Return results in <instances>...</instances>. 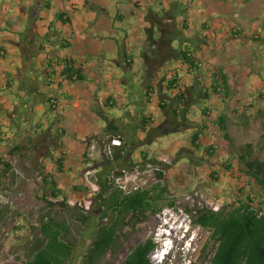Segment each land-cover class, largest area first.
Wrapping results in <instances>:
<instances>
[{"label":"crops","instance_id":"obj_1","mask_svg":"<svg viewBox=\"0 0 264 264\" xmlns=\"http://www.w3.org/2000/svg\"><path fill=\"white\" fill-rule=\"evenodd\" d=\"M23 1L30 2V0H21L15 7H11L13 12H20L24 21L31 25L27 34H20L19 39H15L3 37L0 33V108L6 111L4 115H1V124L4 127L6 116H10L8 127L6 125L3 128L6 135L8 131L7 137L11 134H21V132H46L48 137L60 140L64 144L61 151H65L68 155L64 164V173L59 172L57 164L51 163L45 166L47 173L60 174L59 176L51 174L49 179L61 189L63 184L58 185L61 180L57 179L60 176L64 177L67 171H70L69 167L72 168L71 165L76 164L77 156L84 155L86 151L84 141L92 140L89 156L95 161L98 159L94 152L96 144L103 143L109 138L108 136L113 135L108 131V121H115L114 128L121 130L120 137L131 148L130 141L134 140V135L137 138L140 133H147L169 118L162 113L156 117L155 108L170 105L176 94L178 95L182 90L190 92L187 89L193 88L192 85H196L195 80L202 78V75H196L192 67L183 60L167 62L166 67H160L155 61V64L153 63L150 67L145 65L143 69L144 84L140 87L134 86L136 82L132 76L136 64L133 54L129 51V44L135 41L134 38H139L138 40L143 44L141 51L143 57L150 44L146 33L147 28H157V32L154 30L155 42L162 37V34L158 33L159 28L164 31L169 29V25L162 21L158 14L159 9L168 11L161 0H37L35 3L32 1V4L28 6L22 5ZM188 3L190 5L186 23L184 24V18L181 15L178 19V28L183 32V39L186 40V33L192 32L195 25L197 30L209 32V35L199 39L198 52H193L189 48L186 50H189L190 55L197 59L198 64L203 68L204 79H210L217 69L222 68L230 84L229 97L218 93L209 103H206L202 96H194V105L190 111L186 112L188 116H192L191 110L194 106H198L200 112L198 116L195 115L194 128L188 135L192 146L194 147V136L199 132V139L195 142L197 146L200 147L215 135V141L225 143L224 149L230 152V147L220 129L219 118L224 116L228 133L236 147L250 143L249 139H243L248 137L251 131L258 132L256 140L263 141L264 131L260 129L264 124V117L258 118V114L264 116V76L262 80H256V82L252 80L261 74L264 66V51L261 58L255 57L256 47L259 44L264 45V14L259 17L254 13V6L257 3H264V0L254 2L251 0H190L185 4ZM55 6L58 9H55ZM240 8L249 18L248 21H243L244 27L239 22L242 29H239L236 24L233 25L231 18L224 17V14L231 17ZM13 12H10L11 15ZM54 12L53 19L51 13ZM212 12H217V15L221 14V16L218 15L217 21H205L204 18ZM60 14H65L64 19L69 20L70 25H65L58 19ZM12 16L13 19L19 20L17 16ZM128 18L135 20V24L130 28L125 26ZM139 18L142 20L139 21ZM224 21L229 27L227 33L223 31ZM21 25L11 30L16 31ZM35 29L48 31V35L55 40V43L60 40L57 35L63 34L70 45L64 49L62 45L65 39H63L61 48L64 51L55 53L53 45L46 42L41 37L43 35L37 34ZM41 34H43L42 31ZM1 40L4 41L1 42ZM138 40L136 41L139 42ZM139 53L140 51L136 50L134 54L138 56ZM152 57L154 60L157 59V56L152 55ZM62 58L76 62L83 70L86 80L73 85L60 78L62 67L57 68L56 64ZM35 64L39 69L35 68ZM251 67L254 69L250 70ZM39 72H42L43 80L36 81L34 78ZM5 74L20 79L18 81L13 78L6 79ZM173 77L179 80L170 89L169 83ZM103 78L107 87L93 86L96 80H103ZM8 86L11 88L8 89ZM130 89H133L134 94L129 92ZM19 95L23 100L19 106L14 107L12 102ZM67 95L72 96V99L67 100ZM51 97H57L60 100L59 108H65V111L59 109V112L62 111L60 115L64 117L63 123L57 124L55 121L57 115L49 112L47 102ZM207 106L212 108V113L205 117L203 114ZM130 107H133L134 111H130ZM113 110H117L118 113H112ZM48 118L52 122L49 123ZM59 128L66 130V134L60 136V139L58 138ZM144 128L146 132L143 131ZM77 135L78 138H76ZM241 140L243 141L237 146V142ZM143 141L137 145V153L139 152L140 156L144 155V151L139 149ZM177 144H179L178 141L171 143L168 147H173L175 151ZM133 145L136 146L135 143ZM162 146L152 154H158L161 148L167 149L164 145ZM212 148L211 141L204 150L206 152ZM72 153L74 156H71ZM206 155L207 152L203 157ZM128 156L129 147L126 159ZM210 156L213 154L211 153ZM135 157V153H132L131 158L135 160ZM228 161L225 162V166L233 164ZM236 162L238 163L237 160ZM77 168L75 166L72 169ZM30 169L32 170L31 167L25 168L21 172H30ZM14 170L19 173L18 169ZM27 246L29 250L31 244L28 243ZM19 251L22 254L21 248Z\"/></svg>","mask_w":264,"mask_h":264},{"label":"rangeland","instance_id":"obj_2","mask_svg":"<svg viewBox=\"0 0 264 264\" xmlns=\"http://www.w3.org/2000/svg\"><path fill=\"white\" fill-rule=\"evenodd\" d=\"M20 1L21 0H0V33L3 37L19 39L20 34H27L29 31L31 25L24 21L20 12H13L14 10L11 7H15ZM32 1L35 3L37 0H30V2L23 1L22 5L26 4L28 6L30 3L32 4ZM189 1L190 0H161V3L170 13V18L172 20L170 21V24L172 25L174 36L169 42L177 54L187 48L193 52H198L200 47L199 39L206 38L209 35V32H201L199 29L197 30V26L195 25L192 32L186 33V40L183 39V32L178 28L180 12H177L176 8L174 9V6L177 3L185 4ZM254 1L255 0H251V2ZM55 9L58 8L55 6ZM241 9L242 8H240L236 14H232L231 17L228 16V14H224V17L231 18L233 25L236 24L239 29L244 27L243 21L249 20L247 15L243 14ZM263 10L264 3H257L256 6H254V13L255 15L258 14L259 17H262L264 14ZM10 12H13L12 15L17 16L19 20L22 19L20 21L13 19ZM158 14L160 16H167L168 13L159 9ZM208 15L209 16L204 18L205 21H217V17L221 16V14H218V16L217 12H212ZM51 17L54 19L55 12L51 13ZM138 20L140 21L142 19L139 18ZM127 21L128 22H126L125 25L127 28H130L135 24L134 19L128 18ZM20 22H22V25ZM239 22H241L242 27H240L241 25H239ZM170 24L169 26H171ZM194 24H197V22H194ZM17 25H21V27L16 31L11 30ZM27 26L29 27L27 28ZM223 26V31H226V33L229 32V30H227L229 27L226 26L225 21L223 22ZM155 30L157 32V28H155ZM41 31L43 34H41ZM35 32L40 34V36L43 35L41 37H43L46 42H50L53 45V48L56 50L55 53L62 50L64 51V49L61 48V45L66 36L63 34L57 35L60 40L55 43V40L51 39L50 35L47 33L48 31L45 29H35ZM138 39L139 38H134L135 41L129 44V51L133 54L136 64L132 76L136 82L134 85L136 87H140L144 84V77L142 74L146 65V61L141 55L143 44ZM3 41L4 40H1V42ZM136 50L140 51L138 56H136L137 54H134L136 53ZM262 51H264V45L259 44L255 50V57L261 58ZM249 61L251 62L250 59ZM162 67H166V64ZM35 68L39 69L38 65H36ZM253 69L254 68L251 67L250 70ZM5 75L7 76L6 79L13 78L16 79V81L20 79L19 77H14L10 74ZM263 76L264 66L261 69V74L255 76L252 81L256 82V80H262ZM104 78L103 80H96V82L93 83V86L102 85L107 87L108 85L104 82ZM198 79H200V77H198ZM34 80H43L42 72L35 75ZM232 81L234 83V80ZM194 83H196V87L192 85L194 90L192 95L198 97L201 93L205 92V89L202 90L198 80H195ZM99 90H101L100 87ZM129 92L133 93V89H130ZM22 100L23 99L20 95L13 100L12 103L14 107L19 106ZM173 100L174 102H172V104L176 106L178 104L177 94ZM132 108L133 107H130V111H134ZM210 110L212 111V108ZM169 111L162 110L158 107L154 109L156 117L161 113L167 115V117H170V122L176 123L174 126H178L177 122H182L183 120H186L189 125L183 126L184 129L180 128L177 132L174 130L170 134L156 138L153 142L154 144H141L139 149L144 151L143 156H140L139 152L137 153V145L140 144V141L149 139L151 136L150 132L140 133L137 138H135L134 135V140L130 141L131 148L129 145V156L126 159V162H124L125 167L117 166L119 168L116 170L124 173L125 176L121 179V183L130 191L135 190V188L151 187L157 181V171L166 173L164 184L169 187L171 197L177 200V207L175 209L166 208L161 214L140 225L138 227V232L134 235L131 234L132 238L130 240L128 239L125 245L119 250L118 258L120 261H123L124 258H126L130 252L131 246L143 242L148 237H154V239H156V234L163 233L167 227V223L170 224L169 227L176 223L179 227L178 229H180V227L181 229L174 242L175 251L168 264H205L203 262L204 259L201 255V251L209 238V234L201 228H194L191 221L197 218L198 214L205 209L214 208L217 210L221 205L229 204L233 198H236L235 194L238 192V187L243 186L244 180H246L245 175L241 172L243 167L236 162V153L231 149H229L231 153L226 151V149H224L225 143L218 140L215 141V135H213L212 139L203 143L200 146L201 148L199 147L198 149H195L192 146L191 138H189L188 135L191 134L190 130L194 128L196 122L195 115L198 116L200 113L198 106H194L193 110H191L193 111L194 116L184 114L183 117H186L184 119H175L174 116L171 115V109ZM112 113L117 114L118 112L117 110H113ZM40 116L42 117V115ZM263 117L264 116L260 115V113L258 114V118L263 119ZM47 121L49 123L52 122L49 118ZM7 123H10V116H6L4 127H6ZM49 123L47 125H49ZM260 130L264 131V124L261 126ZM257 136L258 132L251 131V134L243 140L249 139L250 143H253L255 146L258 157L264 160V144L262 145L264 140H256ZM78 137L79 136L77 135L76 138ZM7 139H11L12 142L3 145L0 144V159H2L3 162L12 164L13 170L9 174L0 172V205L4 207L8 206L11 212L7 216V220L0 226V264H16L21 262V254L19 253L20 248L22 254L28 251L27 245L19 246L21 245V235L26 236L27 241L35 239L38 235V228L33 229L31 226L36 227L42 215L47 211V204L42 200L44 192L43 177L50 178V175L53 173H50L49 171V173H47V171H45V166L51 163L55 164L53 158H58L62 151L61 148L58 147L57 140H53V137H48L46 132H21V134H11ZM243 140L237 142V146ZM177 141L179 143L177 144V150L174 151L173 147H168L171 146V143ZM211 141L213 142V149H216V151H211L213 156H210L208 154L209 150H207V155L203 157L206 153L204 150L205 146L210 144ZM104 142L96 144L97 147L94 150L98 158L96 161L90 156L89 159H85L84 155H80V157L77 156L75 159L76 164L71 166L72 168L75 166L78 168L74 170L69 167L70 171H67L66 175L63 174L65 175L64 177L60 176V178L57 179L58 181L61 180L58 185L63 184L62 190L64 191L65 196L69 198V202L72 203V208L64 214V217L68 219L72 226V236L78 244L77 254L82 253L85 247L89 244V238L92 231L90 227H83L82 224L77 221L75 217L81 212L80 210H74L73 208L76 203H81L83 199H86L87 203L90 205V207H87V210L95 218L100 206L96 199V192L100 190V186L102 187L103 184L101 183H103L105 177H114L113 170L108 167L105 161V158H107V152L105 149L106 140ZM84 143L86 144L87 151L88 146H91L92 144V140L84 141ZM134 143L136 146L133 145ZM162 145L167 149L163 150L161 148L158 151V154H152L156 149L163 147ZM15 146L21 148L20 153L15 156H8L9 152ZM132 153H135L136 155L134 158L135 160L131 158ZM71 156H74V154L72 153ZM144 156H147L148 159L145 160ZM227 160H229V163H233L231 165L233 170L226 169L225 162H227ZM30 167L32 168V170L30 169V172H21L25 168L28 169ZM14 169H18L19 173L15 172ZM0 170L4 172L7 171L3 163H0ZM53 175H56V173ZM59 175L60 174H57L56 176ZM215 175H217L216 179L213 178ZM75 188H80L83 192L79 193ZM87 188H90L91 194L86 197ZM261 200L264 202V199ZM57 210H60V208H57ZM187 210H191V213L188 214ZM21 216H25L26 219H28L29 223L26 225L27 231H20V233L14 235L13 228L19 225ZM187 230L188 232L186 233L185 231ZM208 252L209 249L206 253ZM154 254L156 255L157 253L154 252ZM154 254H152L151 260L156 264V258L158 257L154 258ZM77 256L79 257V255ZM110 261L115 262L112 257L108 256L104 258L100 264H105Z\"/></svg>","mask_w":264,"mask_h":264},{"label":"trees","instance_id":"obj_3","mask_svg":"<svg viewBox=\"0 0 264 264\" xmlns=\"http://www.w3.org/2000/svg\"><path fill=\"white\" fill-rule=\"evenodd\" d=\"M189 5L190 3H177L174 6V9L176 8L177 12L179 11L184 18V24L186 23ZM167 13V16H159L162 21L169 25L172 20L169 11ZM64 18L65 14L58 16V19L65 25H70V21ZM168 28L165 31L159 28L158 33L162 34V37L157 42L154 40L155 29L153 27L147 28L146 33L150 44L143 56L146 65L150 67L156 61L162 67L167 62L183 60L192 67L196 75H202L198 82L202 90L205 89V92L201 93L200 96L206 103H209L218 93H223L225 97H229L230 84L225 71L219 68L210 79H204L203 68L198 64V60L190 55L189 50L185 49L177 54L170 45L169 40L174 36V33L172 26ZM69 45L70 42L65 39L62 47L65 49ZM152 55L157 56V59L154 60ZM56 66L57 68L62 67L59 77L73 85L86 80L83 70L72 59L62 58ZM178 80L177 77H173L169 83L170 89L178 83ZM47 83L49 84V82ZM206 83H209V86ZM9 88L11 86H8ZM188 90L190 91L191 88ZM192 90L190 92L182 90L177 95L178 104L176 106L171 103L168 106L161 105L160 108L166 111L171 109V115L175 119L186 118L183 117L184 114L187 115L186 112L190 111L194 105ZM66 98L71 100L72 96L67 95ZM59 103L60 100L57 97H51L47 102L49 112L57 115L55 119L57 124L64 121V117L60 115L62 111L59 112ZM61 110L65 111V108L62 107ZM5 112L4 109L0 108V144L2 145L12 142L11 139H7L6 132L3 131V124H1V115H4ZM210 113L212 111L207 106L203 115L206 117ZM169 118L162 125L147 131V133L150 132L151 136L142 144L153 143L156 138L170 134L174 130L177 132L183 126L189 125L186 120H181L182 122H177L178 126H174L176 123L170 122ZM219 122L224 140L230 149L236 153V159L238 164L243 167L241 172L245 175L246 180H244L243 186L238 187V192L235 194L236 198H233L229 204H223L217 210L214 208L205 209L191 221L194 228H201L209 234V238L201 251L203 262L205 264H264V202L261 200L264 199V160L258 157L253 143H246L238 147L234 145L233 139L228 133L225 116L219 118ZM114 125V120L108 121V131L112 132L113 135L108 136L106 145L111 144L112 139L119 138L122 146L113 147L112 155H107L105 158L108 167L113 170L114 177H105L101 183L103 184L102 187L100 186V190L96 192V199L100 205L98 214L94 218L88 212L87 207L90 205L86 199H83L81 203H76L73 208L81 212L75 217L77 221L83 227H90L92 231L89 244L82 253L77 254L78 244L72 236V226L64 217V214L72 208V203L69 202V198L65 196L61 188L55 186L51 179L44 176L42 200L47 204V211L42 215L36 227L31 226L33 229L38 228V235L35 239L27 241L26 236L21 235V246L29 243L31 248L21 254V262L16 264H100L108 256L112 257L115 262L110 261L105 264H154L151 255L158 248L154 237H148L143 242L131 246L130 252L123 261L118 258L119 250L128 239L132 238L131 234L134 235L138 232L140 225L161 214L166 208L175 209L177 200L171 197L169 187L164 184L166 173L160 171H157V181L151 187L139 188L130 192L123 189L118 180L125 175L116 169L125 167L124 162L129 144L122 140L123 138L120 137L121 130L114 128ZM143 131L146 132V128ZM65 134L64 128L58 129L59 139ZM199 135V132L195 134L193 142L197 149L199 146L195 142L199 139ZM57 142L58 147L63 149L64 144L60 140ZM90 147L89 145L84 154L85 159H89ZM20 150L19 146H15L8 156H15L20 153ZM211 150L215 151L213 148L209 151ZM67 157V153L63 151L58 158H53L60 173H64ZM144 159L147 160L148 157L144 156ZM0 163H3L7 169L6 172L0 170L1 173L9 174L13 170L12 164L3 162L2 159H0ZM226 167L228 170L232 169L231 165ZM216 176L213 178L216 179ZM75 190L79 193L83 192L80 188H75ZM90 194L91 190L87 188L86 197ZM9 209L8 206L0 205V226L7 220V216L11 212ZM187 213H191V210H187ZM28 223L26 217L21 216L19 225L13 228V234L27 231L26 225ZM208 249L209 252L206 253Z\"/></svg>","mask_w":264,"mask_h":264},{"label":"clouds","instance_id":"obj_4","mask_svg":"<svg viewBox=\"0 0 264 264\" xmlns=\"http://www.w3.org/2000/svg\"><path fill=\"white\" fill-rule=\"evenodd\" d=\"M166 225L167 227L165 228L164 232L159 233L160 240L156 242V240L154 239L155 242L158 244V248L156 249L159 260L158 264H168L171 260V256L175 251L174 242L177 239V235H179L181 229V227L180 229H178L179 227L176 225V223H174L171 227H169V223H167ZM185 232L187 233L188 230Z\"/></svg>","mask_w":264,"mask_h":264},{"label":"built area","instance_id":"obj_5","mask_svg":"<svg viewBox=\"0 0 264 264\" xmlns=\"http://www.w3.org/2000/svg\"><path fill=\"white\" fill-rule=\"evenodd\" d=\"M120 146H122V142H121V140L119 139V138H114V139H112V142H111V144H107L106 145V152H107V155L108 156H110V155H112V149H113V147H120ZM119 181V183L123 186V189L125 190V191H127V192H130V190H128V188L127 187H125V185H123L122 183H121V179H119L118 180ZM139 188H135V190H138ZM71 203V202H70ZM156 236H157V240H156V242L158 241V240H160V237H159V233H157L156 234ZM156 253H157V251H156ZM154 254V253H153ZM155 255V254H154ZM152 257V256H151ZM155 257H158V254H156L155 256H154V258ZM157 259V263L156 264H158L159 263V260H158V258H156Z\"/></svg>","mask_w":264,"mask_h":264},{"label":"flooded vegetation","instance_id":"obj_6","mask_svg":"<svg viewBox=\"0 0 264 264\" xmlns=\"http://www.w3.org/2000/svg\"><path fill=\"white\" fill-rule=\"evenodd\" d=\"M205 243V242H204Z\"/></svg>","mask_w":264,"mask_h":264}]
</instances>
